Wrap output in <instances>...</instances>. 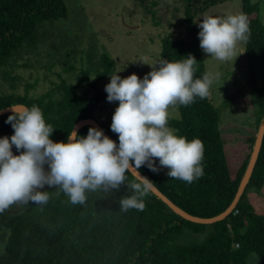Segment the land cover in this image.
<instances>
[{"label":"trees","instance_id":"1","mask_svg":"<svg viewBox=\"0 0 264 264\" xmlns=\"http://www.w3.org/2000/svg\"><path fill=\"white\" fill-rule=\"evenodd\" d=\"M220 1L184 0L187 39H164L161 60L178 61L191 54L197 61L194 78L207 73L196 19ZM259 12L258 4L243 1L242 14L250 27V36L245 41L248 86L257 95L258 124L264 117V76L260 84L257 80L258 65L264 72V24ZM67 18L64 0H0V86L6 83L10 87L9 92L0 90V110L15 104L38 106L46 123L54 128L51 136L54 142L65 141L78 121L95 119L118 143V134L110 130L113 115H108L104 124L98 118L107 95L97 86L109 80L115 71V61L108 54L101 55L96 71H79L78 85L68 83L59 74L60 81L38 97L32 96L38 80L26 83L20 93L16 85L20 76L9 74L18 66L17 59L23 52L36 48L39 30ZM70 69L73 68H65L68 72ZM84 85L94 95L79 92ZM175 106L180 119H169L168 126L179 136L202 142L203 175L187 183L168 177L167 169L164 174L154 173L146 166L139 171L186 212L203 218L215 217L234 201L256 137L248 139L250 153L240 168L233 171L221 131V112L210 97V87L207 97L196 98L187 106ZM9 115L0 117V137L10 138L14 134L11 125L5 123ZM89 127L92 126L84 127L78 134L87 135ZM12 151L19 154L15 146ZM126 176V183L135 182L132 174ZM263 187L264 141L240 202L225 220L213 225L182 219L153 193L144 198L142 211H121L119 200L131 194L126 185H121L118 191L89 192L83 205L71 204L62 192L46 186L50 196L46 205L28 203L20 209L13 205L0 213V264H247L250 254H256L259 264H264V215L256 212L247 196L250 189ZM208 227L212 231L203 243L189 247L178 244L186 230L204 234Z\"/></svg>","mask_w":264,"mask_h":264},{"label":"clouds","instance_id":"2","mask_svg":"<svg viewBox=\"0 0 264 264\" xmlns=\"http://www.w3.org/2000/svg\"><path fill=\"white\" fill-rule=\"evenodd\" d=\"M197 26L203 52L225 62L232 60L237 42L250 36L244 14L206 15ZM185 57L155 65L142 58L139 62L152 67L143 78L135 73L110 76L104 90L107 101L119 102L110 125L118 143L102 129L89 127L87 135H80L75 126L65 141L54 142V128L38 106H11L5 123L14 134L0 137V213L13 205H46L50 198L46 186L62 192L71 204L83 205L89 192L118 191L126 185L131 194L121 197L119 210L142 211L144 198L155 191V183L139 173L142 166L154 173L166 168L168 177L187 183L200 178L203 144L177 135L168 126V110L207 97L220 73L194 78L197 61L191 54ZM13 146L18 155L13 154ZM126 173L134 174L135 182L126 183Z\"/></svg>","mask_w":264,"mask_h":264},{"label":"rangeland","instance_id":"3","mask_svg":"<svg viewBox=\"0 0 264 264\" xmlns=\"http://www.w3.org/2000/svg\"><path fill=\"white\" fill-rule=\"evenodd\" d=\"M244 0H221L207 11L198 15L196 26L203 16L226 17L242 14ZM68 18L54 24H46L37 32L36 48H29L17 59L9 74L19 75L18 92H24L26 83L39 85L32 91L38 97L49 91L60 81L59 74L70 84L78 85L77 76L82 69H99L98 62L103 53L115 61L114 74L125 78L133 73L143 78L152 67L139 62L157 64L161 61L164 39L186 40L184 24V0H64ZM258 4L259 17L264 24V0H250ZM198 32L200 31L197 26ZM242 53V54H241ZM208 74L220 73V78L210 85V97L221 112V131L225 149L233 171H237L250 153L248 139L256 137L260 124L257 95L248 86L249 65L245 55V41L235 45L230 62L220 61L203 52ZM24 64L27 67H24ZM159 65H156L158 67ZM73 68L66 71L65 68ZM113 74V75H114ZM264 76L262 67H257L259 84ZM92 76V80H94ZM102 81L97 89L107 95ZM0 90L9 92L8 84ZM79 92L94 95L93 90L84 85ZM118 101H105L98 113L102 124L108 115L114 113ZM169 119H180L176 106L169 108ZM171 128V127H170ZM173 129V128H171ZM174 130V129H173ZM175 131V130H174ZM176 132V131H175ZM158 164V158H157ZM166 168L159 172L164 174ZM248 200L258 214L264 215V187L250 189ZM211 227L204 234L186 230L178 239V244L189 247L201 244L210 235ZM247 264H259L256 254H250Z\"/></svg>","mask_w":264,"mask_h":264},{"label":"water","instance_id":"4","mask_svg":"<svg viewBox=\"0 0 264 264\" xmlns=\"http://www.w3.org/2000/svg\"><path fill=\"white\" fill-rule=\"evenodd\" d=\"M16 105L26 106L24 104H15L12 106H16ZM8 114H12L11 106L0 110V117L8 115ZM86 126H92V127L98 128V129H102L105 135H107L109 138L113 139L109 134L106 133V131L101 126V124L95 119L88 118V119L80 120L75 124V129L79 133ZM263 141H264V117L260 123L256 138H255V144L253 147V151H252L248 166L246 168L245 174H244V176L241 180L240 186L238 188L235 199L232 202V204L223 213H221L215 217L203 218V217L192 215V214L186 212L185 210H183L182 208L177 206L166 195H164L156 186H155V191L152 193L159 200H161L164 204H166L168 206V208H170L175 214H177L178 216H180L182 219H184L186 221H189V222H192L195 224H202V225H213L215 223L221 222V221L225 220L230 214H232V212L234 211V209L236 208V206L240 202L241 197L243 196L248 184L250 183V180L253 176L255 167H256L258 159H259V155L261 152ZM139 173L141 175L145 176L142 172L139 171ZM132 175L134 176V174H132ZM17 208L20 209L21 206H17Z\"/></svg>","mask_w":264,"mask_h":264}]
</instances>
